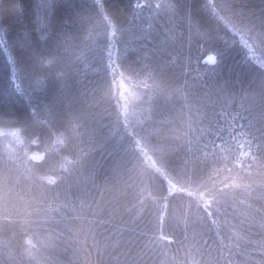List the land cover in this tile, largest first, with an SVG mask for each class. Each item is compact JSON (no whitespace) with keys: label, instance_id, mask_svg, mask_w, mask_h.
<instances>
[{"label":"trees","instance_id":"16d2710c","mask_svg":"<svg viewBox=\"0 0 264 264\" xmlns=\"http://www.w3.org/2000/svg\"><path fill=\"white\" fill-rule=\"evenodd\" d=\"M16 2L0 264H264V0Z\"/></svg>","mask_w":264,"mask_h":264},{"label":"rangeland","instance_id":"374dc122","mask_svg":"<svg viewBox=\"0 0 264 264\" xmlns=\"http://www.w3.org/2000/svg\"><path fill=\"white\" fill-rule=\"evenodd\" d=\"M24 2H28L30 7H33V9L39 8L40 3L42 2V4L47 5L48 8H51V10L55 11V5H56L55 0H38L39 5H37V0H24ZM4 4L7 6H4ZM16 5L18 6L16 0H1V3H0V20H1V22H8L9 21L12 14L15 13L14 9H17ZM35 12L38 13L39 11H35ZM54 16H55L54 22H56V20L58 19V17H57L58 13L55 14Z\"/></svg>","mask_w":264,"mask_h":264},{"label":"water","instance_id":"95a60500","mask_svg":"<svg viewBox=\"0 0 264 264\" xmlns=\"http://www.w3.org/2000/svg\"><path fill=\"white\" fill-rule=\"evenodd\" d=\"M1 1V0H0ZM207 61L210 63V64H215L217 59H216V56L214 54H209L207 56Z\"/></svg>","mask_w":264,"mask_h":264}]
</instances>
